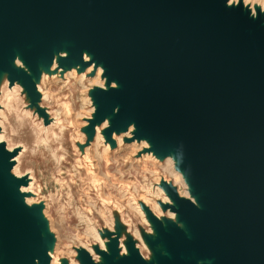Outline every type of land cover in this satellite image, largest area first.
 Wrapping results in <instances>:
<instances>
[{
  "label": "water",
  "instance_id": "1",
  "mask_svg": "<svg viewBox=\"0 0 264 264\" xmlns=\"http://www.w3.org/2000/svg\"><path fill=\"white\" fill-rule=\"evenodd\" d=\"M226 3L0 0V70L20 81L30 106L46 118L35 79L55 53L67 52L66 69L101 63L106 87L92 90L87 130L109 116L111 140L134 125L130 138H145L159 157L172 153L197 197L194 205L163 182L176 221L146 208L155 235L145 240L164 251L154 262L136 249L119 256L116 234L103 261L77 249L81 264H264V15ZM16 52L27 71L13 66ZM17 152L0 141V264H49L54 237L43 204L28 205L19 190L26 176L11 173Z\"/></svg>",
  "mask_w": 264,
  "mask_h": 264
},
{
  "label": "rangeland",
  "instance_id": "2",
  "mask_svg": "<svg viewBox=\"0 0 264 264\" xmlns=\"http://www.w3.org/2000/svg\"><path fill=\"white\" fill-rule=\"evenodd\" d=\"M239 1L243 3V0ZM252 1H248L245 6L243 4L242 8L247 9L250 14V9L254 10L256 7L264 15V11L259 6L261 1L264 2V0ZM250 3L253 5L251 6ZM87 66L83 69H78V71H84ZM96 66L94 65L81 81L74 80L71 76L65 79L64 75H62L64 72L62 71L59 79L51 78L48 75L41 82L42 74L40 72L38 83L42 91L46 92V95L43 98L42 92L37 89L36 84V90L40 93V98L37 102L46 111V118L39 114L38 110L33 106H30V98L27 92H25L24 87L16 88L9 104L2 108L4 114L1 120L5 135L4 140L0 141L4 142L5 146V141L16 142V144L22 143L27 146L22 156L23 163L25 164L21 169L22 175L19 176L27 175L32 179L31 196L35 197L36 202L32 201L27 204H43L41 212L46 223V231L54 237L53 244L49 246L47 252L50 248L53 249L55 244H58L57 246L62 254L59 264H70L69 259L81 264L77 251L79 247L86 251H88L86 247H89L97 256L96 259L93 258L90 251H88L93 260L103 261L100 250H107L106 243L109 242L111 236L116 234H118L117 246L119 256L127 255L131 249H136L144 260L154 262L157 253L163 254L164 251L162 247L157 245L149 247L151 249V252H149L138 244L137 238L132 234L134 228L141 233L144 239L146 237H154V234L147 231L148 226L141 220L140 215L137 214L134 202L137 200L144 211L147 208L153 214L149 205L140 200V194H144L146 189L151 190L152 193L147 195L150 198L149 201L150 203L157 202L162 213L161 218L156 214L154 215L166 224H175L173 219L165 213L168 208L163 207V203L166 202L161 200V196H159L154 186L156 185V181L159 180V185L163 188L165 194L163 182L170 184L175 193L178 186L172 184L173 178L169 174L167 175L158 164L154 166L146 157V153L149 151L158 161H163L166 155L159 157L153 150L149 149L150 146L140 147L141 143L139 142L142 139L146 140L145 138L138 140L124 136L123 146L117 149V143L112 138V134L110 136L111 140L106 139L104 134L105 127L102 130V134H104L103 139H100L97 144L100 151H102L105 142L110 144L112 151L109 155V163L106 164L104 161L97 159V167V162L94 161V174L92 175L85 168L76 166V150L83 151L84 148L94 141L96 134L95 128L93 133L87 130L88 122L84 125L82 124L83 120H88L84 116L90 114L89 117H92L91 114L95 112L92 90L100 86L97 82L102 81V79L104 80V82L102 81L103 86L99 88L104 87L105 89L106 87V77L103 76V73L99 78L96 77ZM15 82L10 83L9 81L7 82V86L12 87ZM65 103L68 104L71 110L70 115L68 114V108L64 106ZM92 107L94 108L93 111ZM76 113H79L77 114L78 116L75 115ZM53 118L58 120L53 125L55 132L58 133L60 129L63 130L61 143L66 150V154L62 165L49 158L47 150L41 144L42 137L38 134L40 131L39 127L41 126L39 124L41 123L40 120L43 125L49 126L54 121L52 120ZM47 135L51 138V131H48ZM77 135L83 136L82 142L77 140ZM132 141H136V144L139 146L135 148ZM16 148L18 151L22 149L18 146L11 150ZM95 148L91 146V151L94 152ZM81 157H84V155ZM174 170H177L175 166ZM165 176L168 180L164 178ZM179 191H181V187ZM28 195V193L25 194L23 198ZM87 196L95 201L92 209L88 206ZM178 197L190 200L192 195H181V197ZM45 203L49 204L46 210L47 215L43 212ZM117 204L121 206L120 210L115 207H119ZM76 207L91 219V224L98 229L101 237L105 239V249H102L95 242L92 234L86 229V223L80 221V217L75 210ZM121 235L125 252L120 248ZM49 257V264H51L52 258L50 254Z\"/></svg>",
  "mask_w": 264,
  "mask_h": 264
},
{
  "label": "bare ground",
  "instance_id": "3",
  "mask_svg": "<svg viewBox=\"0 0 264 264\" xmlns=\"http://www.w3.org/2000/svg\"><path fill=\"white\" fill-rule=\"evenodd\" d=\"M239 0H227V4L226 6L229 7L230 5H236ZM250 1V0H243V3L242 5L245 6V4ZM252 1V0H251ZM256 1V0H255ZM253 2V1H252ZM251 5V3H250ZM253 5V4H252ZM251 5V6H252ZM260 8L262 9V11H264V2L261 1L260 3ZM244 8V7H243ZM256 8V7H255ZM257 9V8H256ZM251 13L249 15H251L252 17L255 16L254 14V10L250 9ZM260 12V11H259ZM264 24V23H263ZM67 54V52L65 50H62L61 52H58V53H55L54 56V60L50 66V68L48 70H44V68L41 66L40 64V72L42 74V79H41V82L43 80H45V78L48 77V75H50V77H54V78H57L59 79L60 76H61V72L63 71L64 73L62 75H64V78L67 79L69 78V76H71L74 80H77V81H81L83 80L85 77H86V74L89 70H91L93 68L94 65H96V63L93 61L90 65L87 66V68L82 71V72H79L78 69L80 68V64H76V65H73L71 66L69 69H66V68H62L60 67L59 65V57L61 56H65ZM84 55V61H87V60H90L92 59V55L88 52H84L83 53ZM13 66L15 68H19V67H22L23 70L27 71L28 70V67L27 65L25 64V62L23 61L22 57H20L19 53L16 52V60L14 61L13 63ZM96 77H100L102 75V72H103V67H102V64L99 63L97 66H96ZM95 80V79H94ZM36 84H37V89L42 92V96L43 98L45 97L46 95V92H43L42 89H41V86L40 84L38 83V80H36ZM88 81V79H87ZM92 81V79H91ZM102 81L104 82V80L102 79ZM102 81L100 82H97L98 85H100L99 87L103 86L102 84ZM106 81V80H105ZM7 82H9V79H8V73L6 71H2L0 70V86H1V89H0V93H1V96H0V140H4V128H3V125H2V120H1V117L3 116L4 114V111L2 110V108L4 106H6L7 104H9L10 102V99L12 98V96L14 95V92L16 91V88H22L23 86L21 85L20 81L19 80H16V82L14 83V85L12 87H9L7 86ZM89 82V81H88ZM90 83V82H89ZM96 84V83H95ZM97 85V84H96ZM85 86V85H84ZM111 86H118L115 82H112L111 83ZM87 88V87H86ZM85 88V89H86ZM104 88V87H103ZM30 103V102H29ZM38 103V102H37ZM40 104V103H39ZM64 106L66 108H68V114L70 115L71 113V110L70 108L68 107V104H64ZM95 106V105H94ZM34 109V108H33ZM36 109V108H35ZM92 111H93V107L91 108ZM79 113H76L75 115H77ZM90 114H88V116H84V118H87L89 117ZM92 115V114H91ZM78 116V115H77ZM41 119V118H40ZM42 120V119H41ZM40 120L41 123V126L39 127L40 128V131H39V136L42 137V145L43 147H45V149L47 150L48 152V156L50 159L52 160H55L57 163H59V165H62L63 164V161L65 160V154H66V150L64 149V146L63 144L61 143V139H62V129H60V131L57 133L55 132L54 130V127L53 125L56 123V121H58L57 119L53 118L51 122V124L49 126H45L43 125L42 121ZM77 121V120H75ZM109 122V116L106 118V120H104L102 123L100 124H96L95 126V131H96V134H95V138H94V141H92V143H90V145L86 148L83 149V151H79V149H77V158H76V166L77 167H81V168H85L87 170V172L92 175L94 174V161L97 162L96 166L98 167V161L97 159H100L101 161H104L106 164L109 163V155L112 151L111 147H110V144H108V142H105L103 144V149L102 151H100V149L98 148V141L101 139H103V135L102 134V130L106 127V125L108 124ZM87 121L86 120H83L82 121V124H86ZM135 127L134 125L130 124V126L127 128L126 131H120V132H113L112 133V138L115 140V142L117 143V149H119L120 147L123 146V138L124 136H128V137H131L132 136V133L134 131ZM48 131H51V138L47 135V132ZM77 140L79 142H82L83 141V136L81 135H77L76 136ZM6 142V146L9 150H11L12 148L14 147H18L20 146L22 149L20 151H18V153L11 159L12 162H13V167H12V170H11V173L15 176V177H18L19 178V175H22V172H21V169L23 167V165L25 163H23V153L24 151L26 150L27 146H25V144H22V143H18L16 144V142H8V141H5ZM133 145L135 146V148H137L139 145L136 144V141H132ZM139 143H141L140 147L142 146H150L151 144L148 143L146 140L142 139V141H140ZM91 146H94L96 147L94 149V152L91 151ZM125 151V150H124ZM146 152V151H145ZM147 154V155H146ZM145 155L146 157L148 158V160H150L151 164H153L154 166L156 164H158L162 170L168 175H170L172 178H173V183L175 186H178L176 188V193L178 194V196L181 197L182 196H189V191H190V188L189 186L187 185V182L185 180V177L182 175L181 171L179 170H174V166L176 165V160L173 158V155L172 153L168 154L165 156V158L163 159V161H158L156 160V158L152 155V153L149 151L147 152ZM84 157H81L83 156ZM128 156V155H127ZM144 158V157H143ZM147 160V159H145ZM144 165V164H143ZM153 166V167H154ZM146 168V167H145ZM150 168V167H149ZM98 172V170H97ZM151 174V173H150ZM161 174V173H160ZM26 175V174H25ZM163 175V174H162ZM27 176V175H26ZM166 180H168V178H166V176L164 177ZM159 179V178H158ZM27 181L28 183L26 185H21L19 187V190L21 192H26L28 193L29 195L28 196H25L24 199H25V202L26 203H31L32 201H35V197L31 196V187H32V179L31 177H28L27 176ZM151 183V182H150ZM159 180L156 181V185L154 186L155 190L158 192L159 196H161V200L162 201H165V202H168V203H172V200L170 199V197L168 195L165 194L164 190L162 187H160L159 185ZM181 187V191H179V188ZM136 189V188H135ZM134 190V189H133ZM152 193L151 190L149 189H146L145 190V193L144 194H140V200L143 202V203H146L147 205H149L150 209L152 210L153 214H156L158 217L161 218V209L160 207L158 206L157 202L155 203H150V198L147 196L148 194ZM37 196V195H36ZM88 198V206L92 209V206L94 205L95 201H93L89 196H87ZM196 200H197V197H191L190 201L196 205ZM36 202V201H35ZM135 205H134V208L137 212V214L140 215L141 217V220L143 222H145L148 226V230L150 233L154 234L155 235V231L152 230V225H151V222L150 220L148 219L147 217V214H145V211L141 208L140 204L138 203L137 200H135ZM116 204V203H115ZM49 204H46L45 203V209L43 210L44 214L47 215L46 213V210H47V207H48ZM119 205V204H117ZM118 210H120L121 206L119 205V207L115 206ZM76 213L77 215H79L80 217V221H82L83 223H86V229L89 230V233L92 234L95 242H97L99 244V246L102 248V249H105V239L101 237L98 229L93 226L91 224V219L87 216V215H84L83 214V211H81L79 208L76 207ZM96 210V209H95ZM42 211V210H41ZM165 213H167L168 217H170L171 219H173V221L175 222L176 221V215L173 214L170 210H166ZM105 214V213H104ZM81 222V223H82ZM107 223V222H106ZM112 224V223H111ZM180 229H183V225L180 224V223H177L176 224ZM82 226V225H81ZM51 227V226H50ZM109 228H111V226H109ZM133 235L137 238L138 240V244L142 246V248H146L149 252H151V249H149V246L146 242V240L143 238V236L141 235L140 232L137 231V229L134 228V230L132 231ZM85 233V232H84ZM86 234V233H85ZM88 234V233H87ZM72 236V235H71ZM74 237V235H73ZM88 237V236H86ZM74 243V242H73ZM58 244H55L54 248L51 249L48 251L49 254L51 255V264H59V260H60V257H61V251L59 250ZM86 247V246H85ZM80 248V247H79ZM78 248V249H79ZM120 248L123 252H125V248H124V244H123V241H122V235L120 237ZM86 249L88 251H90V253L92 254L93 258L96 259V254H94V252L89 248V247H86ZM76 253V252H75ZM69 263L70 264H78L77 261H72L69 259Z\"/></svg>",
  "mask_w": 264,
  "mask_h": 264
}]
</instances>
